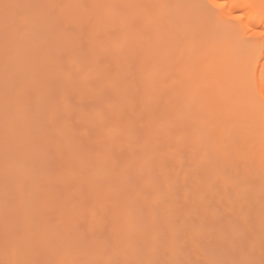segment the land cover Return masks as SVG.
<instances>
[{
	"label": "rangeland",
	"instance_id": "rangeland-1",
	"mask_svg": "<svg viewBox=\"0 0 264 264\" xmlns=\"http://www.w3.org/2000/svg\"><path fill=\"white\" fill-rule=\"evenodd\" d=\"M211 13L0 0V264H264V140L207 131Z\"/></svg>",
	"mask_w": 264,
	"mask_h": 264
},
{
	"label": "bare ground",
	"instance_id": "bare-ground-1",
	"mask_svg": "<svg viewBox=\"0 0 264 264\" xmlns=\"http://www.w3.org/2000/svg\"><path fill=\"white\" fill-rule=\"evenodd\" d=\"M209 1L214 6H216L217 4L224 5L222 8L218 7V12L221 16L219 17L220 19L218 18L217 15H213L212 13L211 16L209 14L208 15L212 18H216L217 19L216 22L219 20L222 21V23L224 22V24L226 21L225 19H229L230 21L228 22V24L230 26V33H229V29L227 28V24H225L226 26L224 24L223 25L228 30H225V28L223 29L225 31H228L226 33L230 34L232 38H229L231 41L228 39V37H226L225 39V37L223 36L226 33H224L221 29L220 30L218 29V31L221 32L216 33L217 32L216 28H215L216 32L215 29L214 30L212 29L213 32L210 29L211 31L208 32L204 31L203 33L200 29L199 31H201L200 32L201 36L199 37L198 36L199 33H198L197 38L196 37L193 38V40L196 38L198 42L197 44H199L201 47L200 50H202L203 47L205 46L204 51L205 50L206 51L204 52L202 50L204 53L202 52L200 55L203 54L208 55L209 56L208 58L214 62L212 63L208 59L205 60L204 56L201 57L199 55H198L199 59L201 57L202 63L204 64L202 65L204 67L200 65L201 61L200 62L198 61L199 63H197L196 61L194 62L197 64L196 66L198 65L201 66V68L200 66L197 68V71L203 68L201 76L204 81L203 83L205 84L207 82V86L205 85L206 88L204 87L203 88L206 89L208 92H210L209 95L211 97L208 94L207 95L205 94L206 96L210 97V99L207 98V100H205V103L208 106H210L213 111L216 110L213 114V111L210 109L212 112L210 114V110L208 109L209 113H207L208 114L207 117L208 118L211 117L210 115H214V116H212L213 120H211L210 118H209L210 120L208 121L205 120L207 124V131L211 134V138L215 140H219V142L224 138L230 139V137L231 138L240 137V138H249V139L255 138L257 139V141L258 139L263 141L264 140V81L262 79L264 78V36L259 35V33L264 32V0H209ZM235 17H240V19H235ZM202 42H204L203 47L202 44H200ZM197 48L199 49L198 45ZM241 48L244 51H242ZM239 49H241L240 50L241 53L248 52V54H246L247 56L245 55L246 58H244L246 61L242 60L244 63L242 65L241 63L237 65V63H235L237 61L235 60L234 62V59L232 58L233 59L232 65L234 66L230 67L232 65H228V66L225 65V61L227 62L228 57H230L231 55H233L234 58H239L238 60L241 59L240 56L242 54L239 52ZM235 53L236 55L238 54L237 57H235L234 55ZM239 54L241 55L239 56ZM198 56L195 57H197L198 59ZM205 57L207 58V56ZM208 62L212 65L211 67L208 65L209 64ZM229 62L230 61L228 60L227 63ZM206 64L208 65L207 67ZM183 67H185V65ZM187 68L190 67L188 66ZM185 70L181 71L183 75L184 72L187 71ZM190 71L192 70L188 71L189 74H191ZM198 73L200 74L201 72ZM199 74L197 75L198 77ZM242 103L244 107L243 105H241ZM222 104L223 105L228 104L226 105L225 110H223L225 116L222 115L223 114L222 110H221L222 112L221 115H220L221 112L219 113L217 111L220 109V105L222 106ZM240 105L242 107H240ZM224 107L222 106V108Z\"/></svg>",
	"mask_w": 264,
	"mask_h": 264
},
{
	"label": "snow or ice",
	"instance_id": "snow-or-ice-1",
	"mask_svg": "<svg viewBox=\"0 0 264 264\" xmlns=\"http://www.w3.org/2000/svg\"><path fill=\"white\" fill-rule=\"evenodd\" d=\"M223 4H217L216 7H223ZM235 19H240V17H235ZM259 35L264 36V32L259 33Z\"/></svg>",
	"mask_w": 264,
	"mask_h": 264
}]
</instances>
